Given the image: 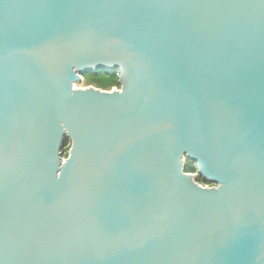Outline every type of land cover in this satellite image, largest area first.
<instances>
[{"label":"water","instance_id":"water-1","mask_svg":"<svg viewBox=\"0 0 264 264\" xmlns=\"http://www.w3.org/2000/svg\"><path fill=\"white\" fill-rule=\"evenodd\" d=\"M0 264H264V0H0Z\"/></svg>","mask_w":264,"mask_h":264},{"label":"trees","instance_id":"trees-1","mask_svg":"<svg viewBox=\"0 0 264 264\" xmlns=\"http://www.w3.org/2000/svg\"><path fill=\"white\" fill-rule=\"evenodd\" d=\"M89 79H92L95 83H97L99 88L103 89V91H107L108 89L120 88L119 83V73L116 71H98L96 73H91L89 75ZM69 147L66 148L65 153L68 154ZM184 172L188 174L197 173V166L190 161H187L184 167ZM198 182L204 184L203 179H198Z\"/></svg>","mask_w":264,"mask_h":264},{"label":"rangeland","instance_id":"rangeland-1","mask_svg":"<svg viewBox=\"0 0 264 264\" xmlns=\"http://www.w3.org/2000/svg\"><path fill=\"white\" fill-rule=\"evenodd\" d=\"M89 77H90L89 75L88 76L86 75V77H85L84 81L82 82V84L76 85V88L87 89V88L93 87V88H96V89L103 90V89L99 88L98 87L99 85L97 83H95L92 79H89ZM119 89H120L119 87H116V88H112L110 90L108 89L107 91L119 90ZM69 150H70V147H69ZM69 150H68V153H69ZM67 156H68V154L65 153L64 158L66 159ZM202 185L205 186L204 184H202Z\"/></svg>","mask_w":264,"mask_h":264},{"label":"built area","instance_id":"built-area-1","mask_svg":"<svg viewBox=\"0 0 264 264\" xmlns=\"http://www.w3.org/2000/svg\"><path fill=\"white\" fill-rule=\"evenodd\" d=\"M194 175H197V173H194ZM205 187H207V186L205 185Z\"/></svg>","mask_w":264,"mask_h":264}]
</instances>
